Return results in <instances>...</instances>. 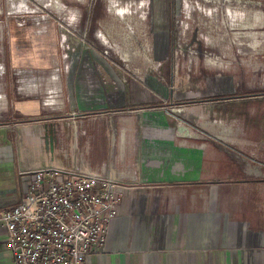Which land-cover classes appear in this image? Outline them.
I'll list each match as a JSON object with an SVG mask.
<instances>
[{"label":"rangeland","instance_id":"374dc122","mask_svg":"<svg viewBox=\"0 0 264 264\" xmlns=\"http://www.w3.org/2000/svg\"><path fill=\"white\" fill-rule=\"evenodd\" d=\"M103 68L127 97L105 116L151 111L144 135L208 146L203 179L264 188V0H0V122L43 118L1 125L0 151L24 168L72 167L64 123L89 117L77 116L74 89ZM134 85L150 99L133 104ZM50 88L62 102L42 109Z\"/></svg>","mask_w":264,"mask_h":264},{"label":"crops","instance_id":"0c3cea01","mask_svg":"<svg viewBox=\"0 0 264 264\" xmlns=\"http://www.w3.org/2000/svg\"><path fill=\"white\" fill-rule=\"evenodd\" d=\"M114 74L106 68L89 70L83 87L76 84L73 98L77 116L89 117L63 122L72 125L66 135L77 156L65 172L77 168L108 173L130 184L122 189L117 213L108 222L103 250L84 256L83 264H264V188L246 189L259 178L205 180L202 175L211 172L208 146L177 145L169 131L144 135L140 127L149 122L151 111L105 116L108 109L127 107L124 81ZM50 89L42 109L62 102ZM128 94L131 102L150 99V93H142L137 85ZM18 106L20 113H31L24 104ZM36 119L43 118L16 121ZM7 120L2 119L0 127L16 123ZM32 168L13 163L9 148L0 151V206L18 202L27 188L25 171ZM200 183L204 187L197 189ZM4 240L0 226V264H14Z\"/></svg>","mask_w":264,"mask_h":264},{"label":"built area","instance_id":"2783aa9c","mask_svg":"<svg viewBox=\"0 0 264 264\" xmlns=\"http://www.w3.org/2000/svg\"><path fill=\"white\" fill-rule=\"evenodd\" d=\"M25 174L27 188L18 202L0 206L14 264H83L84 256L103 250L108 222L129 183L77 168Z\"/></svg>","mask_w":264,"mask_h":264}]
</instances>
